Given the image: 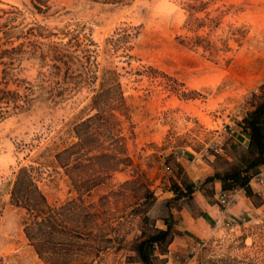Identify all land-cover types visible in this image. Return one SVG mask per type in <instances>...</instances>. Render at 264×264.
Masks as SVG:
<instances>
[{
	"label": "rangeland",
	"instance_id": "1",
	"mask_svg": "<svg viewBox=\"0 0 264 264\" xmlns=\"http://www.w3.org/2000/svg\"><path fill=\"white\" fill-rule=\"evenodd\" d=\"M168 2L178 10L165 0H0V85L29 97L0 119L3 264H47L25 236L24 209L10 202L20 166L34 167L53 206L81 200V211L89 212L78 222L68 219L84 234L61 264H142L135 243L142 231L162 226L170 183L181 175L191 180L181 159L225 140L214 168L241 163L246 146L236 137L245 130L237 127L264 83V0ZM75 34L81 43L69 46ZM49 44L78 56L83 65L72 68L79 74H53L52 61L40 57ZM11 46L17 48L7 53ZM93 114L65 173L55 154L77 142V123ZM229 126L234 135L226 134ZM106 129L117 138L112 146ZM181 149L185 155L176 158ZM112 164L116 169L104 168ZM168 206L180 216L175 201ZM90 230L113 240L93 241ZM166 254L156 255L154 264H167ZM170 256L169 264H264V208L213 226L184 257Z\"/></svg>",
	"mask_w": 264,
	"mask_h": 264
},
{
	"label": "trees",
	"instance_id": "2",
	"mask_svg": "<svg viewBox=\"0 0 264 264\" xmlns=\"http://www.w3.org/2000/svg\"><path fill=\"white\" fill-rule=\"evenodd\" d=\"M35 7L40 10V6L36 3ZM33 27H28V30L34 35H41V31L34 33ZM25 34V33H23ZM69 46L77 47L81 43L80 36L71 35L68 40ZM17 47L11 46L6 48L7 53L15 50ZM42 60L50 59L52 61V73L63 71L66 76L73 74L72 66L74 64L83 65V61L69 51L64 46L58 44H49L47 52H40ZM85 57V56H84ZM87 58V56H86ZM79 72H74V74ZM82 76V75H80ZM79 76V77H80ZM260 94L255 103L252 104L245 115L242 117V126L249 134L248 143L246 145V153L241 156V163L231 168L222 171L216 170L213 175L206 177V180L216 178L221 183L222 189H230L235 186L242 187L248 195H254L250 186L251 177L264 166V83L258 87ZM30 90V87H29ZM99 93H96L93 98V107L96 108L98 103H94ZM29 102L27 94L20 93L17 90L8 89L6 85H0V119L5 117L9 108H22ZM97 114L90 115L86 119L77 123L78 140L73 146H66L59 150L56 154L58 164L67 173L70 170L68 163L69 156L73 152L80 153L83 146L84 130L83 126L96 117ZM105 137L109 138V144L112 146V141L117 138L110 129L104 132ZM75 150V151H74ZM108 148L103 147V153H107ZM81 161H77L80 164ZM116 169V165H105L104 168ZM91 179L89 183L94 185L95 182ZM76 185H81L80 179L75 181ZM173 196L165 203L166 214L161 218L162 226L155 227L148 233L142 231L140 238L134 245L133 249L138 256V260L142 264H154V258L158 254H166L169 250V244L173 239L175 233L178 232L176 224L179 217H175L172 210H170V201H175L176 209L182 208V203L191 200L195 184L181 175L178 180L172 181L169 187ZM10 202L15 206L21 207L25 211V220L23 229L25 236L39 252L47 259V264H61L60 261L67 258L70 250L73 248L72 241L76 239V245L79 240L83 239V231H81L79 224L71 225L68 219L78 220L81 215H88L89 212H82L85 205L81 200H72L60 206H53L47 200L45 194L38 185L37 178L34 175V167L31 165H23L18 168L12 180L9 190ZM153 196V193H151ZM172 199V200H171ZM78 222V221H77ZM89 239L95 241L96 239L110 242L113 240L112 236L97 237V234L92 230L87 231ZM75 249L79 248L75 247ZM59 261V262H57ZM0 264H3L0 259Z\"/></svg>",
	"mask_w": 264,
	"mask_h": 264
},
{
	"label": "crops",
	"instance_id": "3",
	"mask_svg": "<svg viewBox=\"0 0 264 264\" xmlns=\"http://www.w3.org/2000/svg\"><path fill=\"white\" fill-rule=\"evenodd\" d=\"M241 129L242 122L237 127L238 131H241ZM236 139L246 146L249 134L243 131V137L239 138L237 136ZM215 157V155H206L196 159L195 156L192 157L190 155L181 159V165L189 173L196 189L191 200L184 202L183 207L179 210L180 216L176 224L178 232L173 236L169 244V250L165 255L168 257L166 260L167 264L171 260L170 254L174 256L172 259L179 256L184 257L190 246L206 239L215 225L217 216L215 196L221 188V183L216 178L208 179L205 182L206 177L213 175L214 171L219 170L215 169L212 164ZM260 169H264V166H261ZM250 186L254 195H248L243 188L238 189L235 193V202L225 209L222 214L224 222L238 223L248 215L264 208V191L259 194L252 183ZM256 194L262 196L258 203L254 199ZM174 263H176L175 260Z\"/></svg>",
	"mask_w": 264,
	"mask_h": 264
},
{
	"label": "built area",
	"instance_id": "4",
	"mask_svg": "<svg viewBox=\"0 0 264 264\" xmlns=\"http://www.w3.org/2000/svg\"><path fill=\"white\" fill-rule=\"evenodd\" d=\"M235 129L229 126V131L226 132L228 135H234ZM225 143V140H219L218 145L212 146L209 151H207L204 154H201L200 156H195L196 159L199 157H204L206 155H215L217 153H220L222 150V146ZM176 158H180L185 155V149H181L180 151H177L174 153ZM165 170L167 173L171 174L173 172V169L168 164L164 165ZM252 183L253 187L256 189L257 193H262L264 191V169H260L257 173H255L251 179L250 184ZM240 186H235L230 189H222L220 188L215 196V207L217 216L215 218V225L214 228L218 225H230L232 223L224 222L222 218V214L231 204H233L236 200L235 193L238 189H241Z\"/></svg>",
	"mask_w": 264,
	"mask_h": 264
},
{
	"label": "clouds",
	"instance_id": "5",
	"mask_svg": "<svg viewBox=\"0 0 264 264\" xmlns=\"http://www.w3.org/2000/svg\"><path fill=\"white\" fill-rule=\"evenodd\" d=\"M165 6L166 7H171V8H177L176 5L169 3L168 0H165ZM177 10H178V8H177Z\"/></svg>",
	"mask_w": 264,
	"mask_h": 264
}]
</instances>
